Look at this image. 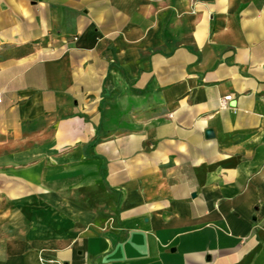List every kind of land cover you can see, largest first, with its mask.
Listing matches in <instances>:
<instances>
[{
    "label": "crops",
    "instance_id": "1",
    "mask_svg": "<svg viewBox=\"0 0 264 264\" xmlns=\"http://www.w3.org/2000/svg\"><path fill=\"white\" fill-rule=\"evenodd\" d=\"M0 264H264V0H0Z\"/></svg>",
    "mask_w": 264,
    "mask_h": 264
}]
</instances>
